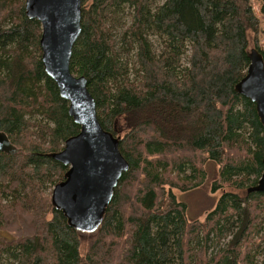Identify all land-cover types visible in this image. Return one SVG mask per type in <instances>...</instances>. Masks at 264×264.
Here are the masks:
<instances>
[{"label":"trees","instance_id":"1","mask_svg":"<svg viewBox=\"0 0 264 264\" xmlns=\"http://www.w3.org/2000/svg\"><path fill=\"white\" fill-rule=\"evenodd\" d=\"M25 4L0 0V133L18 150L0 153V264H264V193L249 192L264 172V126L235 89L251 50L264 58L251 0H83L71 72L130 165L94 233L52 204L69 168L50 154L80 127ZM209 163L221 197L189 220L175 191L202 187Z\"/></svg>","mask_w":264,"mask_h":264},{"label":"water","instance_id":"2","mask_svg":"<svg viewBox=\"0 0 264 264\" xmlns=\"http://www.w3.org/2000/svg\"><path fill=\"white\" fill-rule=\"evenodd\" d=\"M82 4L83 0H26L25 9L31 20L41 23L45 72L56 83L61 98L69 103V115L80 127L79 134L69 138L63 150L50 154L69 168L52 192V204L70 227L94 233L103 223L130 165L120 151V137L105 131L99 122L87 79L71 72L73 49L82 33ZM249 58L247 74L235 89L256 105L264 126V58L256 49L251 50ZM0 153H18L4 133H0ZM249 192L264 193V172Z\"/></svg>","mask_w":264,"mask_h":264},{"label":"rangeland","instance_id":"3","mask_svg":"<svg viewBox=\"0 0 264 264\" xmlns=\"http://www.w3.org/2000/svg\"><path fill=\"white\" fill-rule=\"evenodd\" d=\"M158 3H163L164 0H157ZM255 15L260 19L262 23V29L264 31V17L261 14L262 2L260 0H251ZM128 13V12H127ZM128 16V14H127ZM130 21L128 16L127 22ZM119 34V32H118ZM262 42L264 35L261 36ZM183 64L187 65L186 57L183 59ZM208 177L206 183L195 190L190 192L175 191L180 202H183L188 207L189 220H204L208 214H210L217 206L221 197V191L213 193L212 185L217 177L218 167L216 164H207ZM91 238L88 234L84 235V243L82 246V254H86L89 249Z\"/></svg>","mask_w":264,"mask_h":264}]
</instances>
